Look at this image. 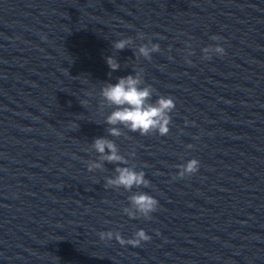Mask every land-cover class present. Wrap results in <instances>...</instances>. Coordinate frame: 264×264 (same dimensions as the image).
Returning a JSON list of instances; mask_svg holds the SVG:
<instances>
[{
	"label": "water",
	"instance_id": "95a60500",
	"mask_svg": "<svg viewBox=\"0 0 264 264\" xmlns=\"http://www.w3.org/2000/svg\"><path fill=\"white\" fill-rule=\"evenodd\" d=\"M136 72L174 98L166 136L107 135L99 90ZM98 137L128 164L88 172ZM132 165L147 188L104 187ZM136 191L158 201L149 220L123 214ZM138 230L137 247L98 235ZM0 264H264V0H0Z\"/></svg>",
	"mask_w": 264,
	"mask_h": 264
},
{
	"label": "clouds",
	"instance_id": "9594fccd",
	"mask_svg": "<svg viewBox=\"0 0 264 264\" xmlns=\"http://www.w3.org/2000/svg\"><path fill=\"white\" fill-rule=\"evenodd\" d=\"M136 39H144L143 34H138ZM213 41L219 40L220 37H210ZM134 41L132 38H124L113 42L112 48L116 52H120L126 48H132ZM159 45L157 44H141L136 48L134 55L145 60L151 58V53L158 52ZM202 60H210L212 55L222 57L225 54L223 47L208 46L202 50ZM187 55L191 56L192 52L189 49ZM105 63L110 72L117 71L120 64L113 56L105 57ZM186 63H191L187 60ZM142 71V70H141ZM155 89L151 85H144V80L141 72H136L133 75L117 78L115 84L104 83V86L99 90L101 104L104 107L112 108L113 110L105 117L104 123L108 126L106 129L107 135L113 138H118L122 135L121 128L127 129L128 132L138 133L140 136H166L169 133V125L171 116L175 109L174 98L171 96H158L155 101L152 96ZM187 147L191 148L192 145ZM90 150L97 154L95 161L87 162V171L94 172L96 170L103 171L104 164L112 165H127L128 160L125 159L119 152L118 146L113 140L106 137L94 138L90 145ZM134 153H129V156ZM178 171L173 179H184L197 173L199 169V161L196 159L188 160L186 163L177 166ZM149 181L145 179L143 171H137L135 165L132 166H117L114 168V175L111 178H105L104 187L114 190H123L130 192L132 189L147 188ZM158 201L146 192L136 191L128 196V206L122 209L129 219L143 218L151 219L152 213L157 210ZM101 240H112L124 246L125 244L133 247L140 246L142 242H147L150 237L143 230H138L130 239H123L119 232H100Z\"/></svg>",
	"mask_w": 264,
	"mask_h": 264
}]
</instances>
